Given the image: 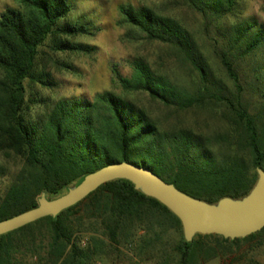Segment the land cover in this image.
<instances>
[{
	"label": "trees",
	"instance_id": "16d2710c",
	"mask_svg": "<svg viewBox=\"0 0 264 264\" xmlns=\"http://www.w3.org/2000/svg\"><path fill=\"white\" fill-rule=\"evenodd\" d=\"M14 1L16 6L0 14V157L13 158L22 166L0 198V222L38 207L43 194L56 199L86 176L119 162L146 167L209 204L250 194L258 181L257 169L264 170V24L254 17L225 23L238 13L241 0H183L202 15L213 54L235 90L218 77L194 34L178 19L149 6L123 4L119 25L127 28L125 38L171 48L197 73L195 87L190 90L174 82L164 64L135 56L128 61V76L112 65L114 90L56 101L34 92L37 86L51 90L58 85L46 61L71 70L73 65L52 55L93 54L96 47L74 39L95 36L97 31L93 22L60 25L74 11L69 0ZM247 90L257 101L247 98ZM133 93H146L182 112L225 106L231 131L211 139L184 128L164 130L126 97ZM37 106L45 111L33 118ZM214 144L227 146L229 154L218 157ZM92 227L101 228L103 237L99 231L85 237ZM182 228L180 219L158 200L137 191L130 181L116 180L55 218L1 236L0 264H27L24 248L36 258L33 264H92L108 245L119 251L123 244L134 247L138 241L141 250L153 251L171 229L181 233L173 248L177 264H199L216 257L226 244L264 240L263 229L237 240L196 235L189 243Z\"/></svg>",
	"mask_w": 264,
	"mask_h": 264
},
{
	"label": "rangeland",
	"instance_id": "374dc122",
	"mask_svg": "<svg viewBox=\"0 0 264 264\" xmlns=\"http://www.w3.org/2000/svg\"><path fill=\"white\" fill-rule=\"evenodd\" d=\"M74 11L60 25H86L93 22L95 36H84L74 39L89 46L96 47L93 54L58 53L52 55L61 62L73 65L71 70L58 69L53 62H47V69L53 74L58 85L54 89H43L40 86L34 88L39 98H47L56 101L60 98L86 97L92 98L96 93L114 90L111 82V67L117 64L123 75H130L131 69L128 61L135 56H145L150 62L164 64L163 68L174 82L188 89H193L197 80V73L191 66L180 61L168 46L148 41L130 42L125 38L127 28L120 26L121 20L119 7L123 4H131L136 7L149 6L160 14L172 16L178 19L196 37L201 49L210 64L231 90L234 85L222 71L220 64L213 54L212 47L206 37L204 19L202 15L186 6L183 0H69ZM14 0H0V14L7 7L16 6ZM256 18L264 24V0H241V8L236 15L230 16L225 23L237 24L240 21ZM91 25V24H90ZM215 37V30L211 31ZM48 51L47 49H45ZM50 52V51H49ZM51 53L49 54V56ZM242 81L245 85L246 76L239 68ZM245 88L248 87L245 85ZM121 93V90H117ZM247 98L255 102L257 99L247 90ZM137 106L144 108L148 114L164 130L184 128L202 134L205 138L214 139L218 135L231 131L229 110L222 105L213 104L204 108H196L187 112L168 108L160 102L152 100L146 93H133L126 96ZM44 107L37 106L31 112L33 118L44 114ZM213 153L218 157L229 154L227 146L214 144ZM19 161L13 158L0 157V198L3 197L21 169ZM183 229V228H182ZM100 236L102 229L92 227L90 232L84 234L89 237L90 233ZM144 232H139L142 235ZM181 233L176 229L164 236L162 243L153 251L141 250L139 242L130 247L123 244L118 250L111 245L105 246L104 253L92 264H177L178 257L174 252V245L180 239ZM105 238V237H104ZM43 239V237H41ZM216 247L214 240L207 241ZM216 257L208 260H200L199 264H264V240L261 237L248 242L239 241L236 244H226ZM162 251V253H161ZM26 263L33 264L36 258L32 257L29 249L24 248Z\"/></svg>",
	"mask_w": 264,
	"mask_h": 264
},
{
	"label": "water",
	"instance_id": "95a60500",
	"mask_svg": "<svg viewBox=\"0 0 264 264\" xmlns=\"http://www.w3.org/2000/svg\"><path fill=\"white\" fill-rule=\"evenodd\" d=\"M258 181L250 194L242 199L224 198L216 204L190 197L146 167L127 162L114 163L88 176L68 192L49 200L45 194L38 207L0 222V237L17 231L84 201L101 186L127 180L137 191L154 198L176 215L187 242L196 235H217L228 240L245 239L264 229V170L257 169Z\"/></svg>",
	"mask_w": 264,
	"mask_h": 264
}]
</instances>
